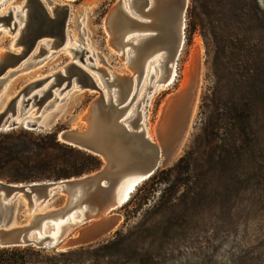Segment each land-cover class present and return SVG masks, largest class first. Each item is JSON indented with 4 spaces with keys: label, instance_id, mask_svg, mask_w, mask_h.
I'll return each mask as SVG.
<instances>
[{
    "label": "rangeland",
    "instance_id": "1",
    "mask_svg": "<svg viewBox=\"0 0 264 264\" xmlns=\"http://www.w3.org/2000/svg\"><path fill=\"white\" fill-rule=\"evenodd\" d=\"M39 1L51 22L35 16L19 35L23 19L26 20L24 14L21 19L20 15L14 19L17 27L13 31H9L13 27L9 26L8 18H3L5 21L0 18V67L3 66L0 109L31 82L76 61L78 55L74 53H79V49L85 51L81 53L83 59L92 58L85 61L86 64H95L117 75H131L119 53L109 45V36L103 26L109 8L117 0ZM19 6L26 13L30 0L6 1L0 6V17L6 15L9 8L16 11ZM54 6H63L60 15L53 14ZM65 14L66 35L71 45L57 48L55 44L52 47L41 45L42 40L49 39L44 37L26 53L24 46L40 32L50 34L52 28L54 31ZM183 33L175 81L158 88L145 109V125L153 137L163 102L180 89L184 71H192L196 61L198 75L195 79L198 81L195 80V84L199 91L179 154L168 166L160 167L141 182L128 201L111 212L121 219L105 238L67 252L39 249L41 257L26 254L27 261L38 259L49 264H264V0H187ZM162 52L159 50L153 57L163 56ZM81 66L95 77L98 74L85 64ZM96 94L71 92L62 101H46L39 121L53 122L48 131L27 130L22 124L0 131V134L25 131L31 136L26 134L24 138L32 141L14 143L22 156L8 165L0 161V181L28 184L6 180L18 175L19 161L29 166L22 171L23 175L39 177L31 182L75 178L98 170L102 165L99 158V166L94 167L89 160L91 154L64 147L61 142L56 146L46 136L54 132L57 138L58 132L75 125ZM39 162L50 165L36 170L34 165ZM67 173L71 174L63 177ZM65 197L56 194L35 213H43L47 207H62ZM23 204L18 198L13 206L10 217L14 222L23 223L29 218ZM95 220L97 217H89L69 227L65 236Z\"/></svg>",
    "mask_w": 264,
    "mask_h": 264
},
{
    "label": "water",
    "instance_id": "2",
    "mask_svg": "<svg viewBox=\"0 0 264 264\" xmlns=\"http://www.w3.org/2000/svg\"><path fill=\"white\" fill-rule=\"evenodd\" d=\"M141 1L142 3L138 10H130V6L125 5V1L122 0L115 2L109 8L104 18V27L109 40L112 37V32L107 24L111 25L117 17L125 20L124 22L128 25L121 33L119 32L118 39L123 46L131 49L135 45L131 41L143 36L154 39L160 37V32L156 30L141 34L140 31L143 28L140 27L152 26L154 23L153 13L156 11L157 3H166L167 0ZM175 5L179 7L178 23L182 25L184 22L185 25L186 0H177ZM64 7H67V5H64ZM62 8L63 6H54L52 8L53 14L57 13L60 15ZM35 16L40 17L42 21L51 22L52 20L45 12L39 0H30V6L25 13L26 20L23 19L24 26L20 34L23 33L24 27L25 29L29 27V21H33ZM0 18L4 21L5 19L3 18H8V22L11 21L10 15H3ZM66 18L67 15L65 14L63 21H58L54 31L53 28L50 30V34L40 32L38 36L30 40V43L27 44L28 47L27 45L24 46V50L27 48L26 53L31 52L38 41H41L44 37H48L49 39L42 40V44L47 42L50 44V47H52V44H55L56 48L63 46L67 38ZM13 30L14 28H10V31ZM181 34L184 33L181 32ZM162 49L164 48L162 47ZM81 53H83L81 50L79 53H74V55H78L77 61L85 64L87 68L93 69V67L85 63L83 59L84 53ZM160 55H165V50ZM79 63L70 61L65 64L63 72L56 71L53 73L51 76L52 81L44 88H42L43 82L50 77H45L28 84L12 102L7 103L5 108L0 111V131L14 129L21 124L27 130L48 131L52 128L53 122L39 121L42 117L41 113L32 119L28 115L23 116L27 113L26 107L31 101L38 103L39 107H41L48 100L55 102L56 98H52L55 92L60 94L63 91H67V95L71 92L75 93L79 91L96 92L97 94L90 99L83 113L78 117L76 124L58 132L57 140L64 145L77 148L98 157L102 165L98 170L90 174L58 181L31 182L28 184H12L0 181V248L33 247L36 249H52L57 252H67L100 241L118 226V222L116 221L117 214L108 222L87 223L66 238L62 240L59 238L56 242H52L48 234V231L52 228L51 222H54L56 219H62L72 208H65L63 206L45 213H36L31 219L18 223L13 221V217H10L13 214V206L19 198L25 204L28 213L34 202H50L58 193L66 196V204L72 197L74 190L79 187H86L88 192L92 191L91 193L95 190H104L112 187L120 178L131 172L139 174V183H141L149 179L160 167L168 166L176 158L177 153L181 149V142H183L184 132L188 126L189 115L194 104L195 95L193 91H191L190 97L187 99L186 115L182 118L180 124L178 123L180 128H177L178 130L176 129L175 132L170 131L173 134L169 133V146L164 150L161 147L159 148L156 143L150 142L141 131L135 130L131 125H124V122L127 120L124 118V112L135 97L142 72L139 71L137 75L135 74L134 84H132L131 76L116 77L119 82L124 81V83L129 85V90L124 95L127 98L125 102V98L118 100L119 87L117 83L114 81L106 82L107 79L102 80L101 78H98L99 82L97 83L95 78L86 69L81 67ZM2 67L1 65L0 74ZM197 71L198 65L195 61L193 71L191 72L192 82L197 76ZM133 85L135 92L129 99L130 95L128 96V94ZM186 90V87L182 90H176L165 99L160 108L155 126H157L159 120L166 123L168 114L170 117L169 112L184 99V92ZM38 92L42 94V97L39 99L36 96ZM30 93L32 94L30 95ZM19 95H22L19 107L20 117L23 116L22 119L27 118L24 124L22 119L20 122H17L14 118L15 111L17 110L15 100ZM154 139L158 142V136ZM120 151L126 153L128 158L118 156V152ZM109 175H114L115 177L109 178ZM76 205L79 204L77 203L73 207ZM42 224H44L43 234L41 233Z\"/></svg>",
    "mask_w": 264,
    "mask_h": 264
},
{
    "label": "bare ground",
    "instance_id": "3",
    "mask_svg": "<svg viewBox=\"0 0 264 264\" xmlns=\"http://www.w3.org/2000/svg\"><path fill=\"white\" fill-rule=\"evenodd\" d=\"M6 1L8 0H0V6L3 5ZM176 2L177 0H167L166 3H161V2L157 3L156 11L153 13V18H154L153 25L150 27L148 26L140 27L143 28L141 29L140 32L143 33L147 31L150 32L156 30L160 32L159 34L160 37L158 39H154V38H148L147 36H143L142 38L134 39L133 41H131V43L135 45L131 49L127 46H123L118 39L119 32L121 33V31H123L125 28L128 27L127 23L124 22L125 20L121 19L120 17H117L111 25L107 24L112 32V37L110 40L108 37V43L119 53L120 55L119 57L121 58V60L125 62V65H127L126 67L130 69L132 84L135 83V77H136L135 74L137 75L139 71L142 72L140 80L138 82V87L136 88V92L134 85L132 89L130 88V92L128 94V96L130 95L129 99L134 92L136 94L133 101L128 105L127 109L124 112V118L127 119L124 122V125L125 126L131 125L135 130L141 131L144 137H146L150 142L156 143V145L159 146V148L161 147V149L163 148L164 150L169 146L168 141H169L170 131L175 132L177 128H180L179 124L187 112L186 109L187 99L190 97L191 91H193L195 95L194 104L189 115L188 126L185 129L183 141L185 139V136H187L186 133L187 130L189 129L192 120V116L195 110L196 99H197L196 97L199 91L198 90L199 87H197V85L195 84V82L198 80L194 79L193 82L191 80V72L193 70L192 71L188 70L186 72L184 71L185 73L184 74L185 77H183L184 82L180 87V90L184 89L185 87L187 88V90L184 92V99L181 102H179V104L175 106L173 110L169 112L170 117L168 114L166 123L159 120L157 126H155L154 128V135L153 137H151V135L148 133L147 126L145 125L146 123L145 109L150 106L152 97L158 88L160 87L165 88L171 85L175 81V77L177 75L176 62L178 60V57L180 55L184 43V37H183L184 34H181V32H183L185 25L184 22L182 23V25H179L178 23L179 7L175 5ZM141 3H142L141 0H125V5L130 6L131 8L130 10H138L141 6ZM9 9L11 10L10 11L7 10L8 14L6 13V15H10L11 17L9 26L13 27L15 30V28L17 27V21L14 19L18 17V15H20V19H21L22 18L21 14L25 15V13H23V9L20 6L19 8L16 9V11L15 9L12 8ZM12 11L14 12V15L12 14L13 13ZM22 28L23 27L19 29V35ZM47 44H48L47 42H44L42 45H47ZM70 45H71V40L68 37L66 38L63 46L68 47ZM160 46H162L164 49H162V47ZM79 50L83 51V49H79ZM159 50H165V55L153 57V55H155V53H157ZM151 58L153 60L149 61V59ZM91 59L92 58L88 56L84 60L90 61ZM77 60L78 59H76L75 62L79 63ZM170 62L171 64L169 65ZM79 65H81V63H79ZM90 66L93 67L92 70L98 73L96 74V77L90 73L95 78L97 83L99 82L98 78H101L102 80L107 79L106 82L114 81L115 83H117L119 87L118 100L125 98L124 95L125 92L129 90V85L127 83H124V81L119 82V80L116 78L122 75H117L113 72H107L104 69L96 67L95 64ZM63 69L64 66L56 71L63 72ZM53 73L46 76L50 78H48L46 81L43 82L42 88H44L47 84H49L52 81L51 76L53 75ZM124 76H129V75H124ZM31 94L32 93H30V95ZM66 95H67V91H63L60 94H57L55 92L52 95L53 99L56 98L54 103H56L59 100L62 101V99ZM36 96L37 99H39L42 97V94L38 92ZM125 99L126 102L127 98ZM21 100H22V95H19V97H17V99L15 100L17 110L15 111L14 118L17 122H20L22 117L26 115L30 116L32 119L37 114H40L42 108L45 106L44 105L39 107L38 103H33L32 101L26 107V110H28L27 113L22 117H20L19 107ZM6 104L7 103L4 104V106L0 109V111H2L5 108ZM26 121L27 118L22 119L23 124ZM157 136L159 143L154 139L155 137L157 138ZM181 144H183V142H181ZM120 152H118V156H120L121 158L122 157L128 158L126 153L122 151ZM179 152L177 153V155L179 154ZM114 177H115L114 175H109V178H114ZM139 181H140L139 174L131 172L130 174L120 178L112 187H109L104 190H95V191L93 190L94 191L93 193H91L92 191L88 192L86 187L84 188L79 187L78 189L74 190L72 197L66 202V204L64 202L63 205L65 208L70 207L72 209L67 214H65V216H63L62 219H56L54 222H51L52 228L50 231H48V234L51 237L52 242H56L57 239L59 238H61L60 240L66 238L68 235L67 236L65 235L68 233L69 227L72 228L75 225L83 223L86 220V218L97 217V220H95L94 222L93 221L90 222L91 224H95L97 222H108L109 220H112L113 216H115L116 214H112L111 212L115 208L121 207L123 204H125L128 201L131 194L140 184ZM46 203H48V201H45L43 203H41L40 201L34 202L30 210L28 211V214H30L28 219H31V217H33V215L36 214L35 210L38 207H42V206L44 207ZM77 203L79 205L73 207V205ZM23 205L25 207V204ZM54 209L53 207L52 208L47 207L46 211H44L43 213L47 211H52ZM120 219L121 217L118 216L116 221L119 223ZM41 233L42 234L44 233V224H42Z\"/></svg>",
    "mask_w": 264,
    "mask_h": 264
},
{
    "label": "trees",
    "instance_id": "4",
    "mask_svg": "<svg viewBox=\"0 0 264 264\" xmlns=\"http://www.w3.org/2000/svg\"><path fill=\"white\" fill-rule=\"evenodd\" d=\"M29 135V133H26L25 131H19V132H9L5 134H0V161H4L5 163L3 164H9L10 162H14L15 160L18 161V158L22 156L20 151H17V149L14 147V143L16 141L21 144L25 143H32L31 138H24V135ZM49 136L52 139V143L56 146H59V141L56 138V133H47L46 136ZM64 147L69 146L65 145ZM89 160L91 161L92 166L97 167L99 166V160L98 157H95L93 155L89 156ZM50 165V163H45V162H39L34 165V168L38 170L41 167H45ZM19 169V172L17 173L18 175H13L12 177H8L6 180L11 181L14 183H19V182H24V183H29L32 181L33 178L37 179L39 177H33L29 175H23L22 171L26 170L29 168V166L22 162L19 161L18 166L16 167ZM25 168V169H24ZM68 175H64L63 177H67L70 174L67 173ZM75 175H78L79 173H73ZM1 178V176H0ZM26 254H34L36 257H41V252L39 249H34V248H28V247H16V248H0V264H49V263H44L41 262L40 260L36 259L35 261H27L25 259Z\"/></svg>",
    "mask_w": 264,
    "mask_h": 264
}]
</instances>
